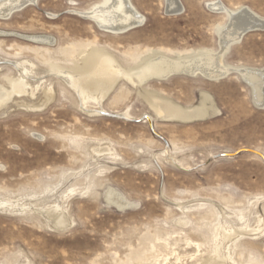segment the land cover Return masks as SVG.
I'll return each instance as SVG.
<instances>
[{
  "label": "rangeland",
  "instance_id": "374dc122",
  "mask_svg": "<svg viewBox=\"0 0 264 264\" xmlns=\"http://www.w3.org/2000/svg\"><path fill=\"white\" fill-rule=\"evenodd\" d=\"M12 1L0 0V95L25 89L0 101V264H264V103L241 72L264 76V0H179L176 15L129 0L144 22L124 32L91 17L111 0H25L8 15ZM243 9L262 26L222 54L227 75L139 83L161 55L219 54ZM101 60L133 79L104 96L66 81ZM204 96L203 117L159 114L196 113Z\"/></svg>",
  "mask_w": 264,
  "mask_h": 264
},
{
  "label": "bare ground",
  "instance_id": "6f19581e",
  "mask_svg": "<svg viewBox=\"0 0 264 264\" xmlns=\"http://www.w3.org/2000/svg\"><path fill=\"white\" fill-rule=\"evenodd\" d=\"M167 2L168 13L176 15L183 10L179 0H167ZM26 3L27 2L25 0H13L4 8V11L10 15L11 12L21 8V5ZM210 7L214 11H226V7L220 2H215L211 4ZM97 9H95L96 11L94 10L95 12L92 14V16H90L97 22V24L101 26V28L104 29L124 32L133 27H137L144 22V17L137 12L129 0H111L107 5H103V7ZM253 15L254 14L249 11H245L244 9L236 12H230L229 23L219 34L220 41L222 43V51L219 54H203L195 57L194 59L189 58L188 60L182 61H177L175 59L172 60L161 55L160 57H157V59L148 62L142 69L137 71L136 75L138 77L139 83L142 84L151 77L161 79L171 74H185L192 76L202 75L208 79H220L224 77L231 70L223 64L222 54L228 50L231 44L239 42L249 28H256V26H258V21L255 20ZM45 41L51 42L50 39H46ZM253 70L241 71L242 77L252 87L256 103L261 105L264 103V76L263 74ZM121 74L126 78H132L130 73H125L120 70L114 62L101 60L95 65L93 71L89 73V75L87 74L83 77H76L72 74H68L65 75V79L70 84V86L76 88L78 92L84 96L89 93L99 91L102 92L104 96L107 91H110V89L113 88ZM12 86L14 88L13 93H22L25 89V84L23 81L18 85L14 83ZM13 93L1 94L0 101H4L5 97H9ZM210 101L211 99L208 96H204L201 108H199L196 113L193 114H189L181 107L174 106L167 102H163L157 106L159 108V114H164L166 119L177 118L188 120L205 116V114L208 113L207 105L210 103ZM148 121L150 125L153 126L151 119L148 118ZM110 199L120 205L124 202L117 194H112Z\"/></svg>",
  "mask_w": 264,
  "mask_h": 264
}]
</instances>
